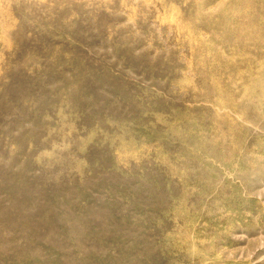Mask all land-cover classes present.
Masks as SVG:
<instances>
[{"label":"rangeland","instance_id":"1","mask_svg":"<svg viewBox=\"0 0 264 264\" xmlns=\"http://www.w3.org/2000/svg\"><path fill=\"white\" fill-rule=\"evenodd\" d=\"M0 264H264V0H0Z\"/></svg>","mask_w":264,"mask_h":264}]
</instances>
